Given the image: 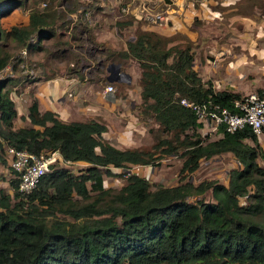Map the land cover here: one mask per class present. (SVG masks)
<instances>
[{"label": "trees", "instance_id": "obj_1", "mask_svg": "<svg viewBox=\"0 0 264 264\" xmlns=\"http://www.w3.org/2000/svg\"><path fill=\"white\" fill-rule=\"evenodd\" d=\"M21 3H0V16ZM53 20L49 11L30 9L26 23L0 26V39L31 46L33 33L38 38L53 33ZM171 38L140 29L124 47L104 53L109 60L134 58L140 67L142 109L169 133L149 148H118L103 137L102 122L60 120L51 110L39 111L35 99L26 117L37 126L13 127L8 92L18 81L15 74L0 78V162L8 144L33 152L57 149L63 160L90 163L77 174L48 166L27 193L17 191L15 177L9 180L12 193L0 191V264H264V167L255 159L262 154L255 132L247 124L230 131L220 123L221 135L202 141L196 131L201 122L179 99H209L238 110L232 100L240 96L214 90L192 66L190 40L183 35L182 41L169 43ZM7 60L0 45V69ZM256 92L264 95V87ZM245 136L252 144L242 141ZM220 151L231 152L240 163L229 169L226 184L207 178L164 185L128 172L124 184L111 188L103 186L101 174L112 172L98 167L156 164L162 154L179 153L184 156L179 172H187L201 156ZM85 180H90L88 187ZM206 190L209 200L203 197Z\"/></svg>", "mask_w": 264, "mask_h": 264}, {"label": "crops", "instance_id": "obj_2", "mask_svg": "<svg viewBox=\"0 0 264 264\" xmlns=\"http://www.w3.org/2000/svg\"><path fill=\"white\" fill-rule=\"evenodd\" d=\"M260 1L262 0H192V2L187 1L181 4V2L172 0L174 6L164 7V11H168L166 14L168 19L165 23L162 21L148 25L142 24V26L163 35H171L180 30L184 32L190 40L192 65L200 78L210 79L214 90L226 89L242 96L264 87V10L262 11L258 4ZM164 2L168 3L169 1ZM246 2H250L247 11L243 9L244 6L246 7ZM216 3L219 7L215 6ZM186 6H190V8ZM173 8L178 11H172ZM179 12H181V16ZM177 15L182 17L187 24L193 18H200L201 26L195 24L194 30L183 29L185 26L181 22L183 28H177L176 17L179 19ZM130 35L120 38L122 40L121 47H124L125 40ZM223 37L224 40H220ZM177 40L179 39L172 38L169 43ZM118 43L119 41H116L114 44ZM218 47H221L222 50H218ZM202 54H205L206 57L215 56L216 58L214 57L212 60L205 58L206 60L202 63ZM117 63L119 70L126 77L124 81L108 80L106 69L104 72L100 71L97 77L91 78L80 77L76 72H72L69 75L55 74L45 78L42 75H35L24 84L19 81L13 88V94H9L15 109V114L11 119L12 126H37L25 117L27 106L32 99H35L39 111L51 110L60 120L67 122L95 119L102 122L106 127L102 133L103 137L118 148L148 143L152 137L149 129L158 123L154 119L151 125L146 124L142 116L140 67L137 61L131 57H123ZM107 81L113 83L112 93H106L103 90L104 83ZM150 113L152 115V112ZM196 131L202 137V141L221 135L218 127L205 121L201 122ZM205 132L208 135L203 139ZM255 135L262 150V154L255 159L258 163L260 161L264 163V128L255 132ZM242 141L252 144V140L246 136L242 138ZM213 154H226L235 164L236 159L229 151ZM56 156L58 159L54 158L48 166H63L72 174L84 171V168L90 164L83 159L67 161L63 160L60 154H56ZM5 158L8 160L7 154ZM126 164L127 167L114 166L111 163L98 165L101 169L108 168L117 174L111 175L102 172L104 186H121L125 183L128 172L144 176L147 180L153 176L150 163ZM238 164L240 166L238 162L236 166ZM5 178L8 181L9 177L5 176ZM222 183L226 184L227 182ZM85 184L89 186L90 180H85ZM8 185L9 182H7ZM0 191H8L9 194L12 192L9 187L5 191ZM70 192L72 196H77L73 190ZM203 194L204 199H211L208 190Z\"/></svg>", "mask_w": 264, "mask_h": 264}, {"label": "rangeland", "instance_id": "obj_3", "mask_svg": "<svg viewBox=\"0 0 264 264\" xmlns=\"http://www.w3.org/2000/svg\"><path fill=\"white\" fill-rule=\"evenodd\" d=\"M4 1L0 0V3H4ZM176 1L181 2V4L187 1L192 2V0ZM258 4L263 11V0ZM165 6H174V3L172 0H169L168 3L164 2V0H22L21 5L12 8L8 13L0 16V26L8 28L11 24L26 23L29 10L37 9L39 11L44 10L53 13V33L41 38H38L33 33L29 38L31 46H20L10 37L5 40L0 39L1 48L8 52L7 63L0 69V78H12L15 74L14 77L17 78L16 81L18 82L12 83L10 85L12 88L8 92L12 95L13 88L19 81L24 84L25 81L31 80L35 75H42L43 78L47 75L55 74L69 75L77 69L85 77H97L100 71H105V64L111 61L104 56L106 48L119 49L121 48L120 44L122 41L120 38L124 35L128 36L131 34L127 39L131 38L136 31L147 29L142 24L159 23L148 16L155 12L166 15L168 11H164ZM215 6L219 7L217 3ZM249 6L250 2H246V7L244 6L243 9L247 11ZM186 7L190 8V6ZM174 9L176 8L171 10L175 11ZM179 14L181 16V12ZM180 16L179 19L176 17L177 28H183L182 23L185 26L183 29L189 28L194 30L195 24L201 26L200 18H193L187 24ZM167 19L166 17L162 23H165ZM116 21H124L127 23L120 26L116 24ZM61 22L62 24H60ZM183 35L186 38L188 37L181 30L169 36L179 39L177 41H182ZM220 40H224V37ZM116 41H119L117 45L114 44ZM218 50H222L221 47H218ZM214 57H206L205 54H202L201 61L204 63L205 58L212 60ZM121 58L123 57H116L113 59V62H117ZM124 78L126 77L123 74L117 77L121 81H124ZM9 83L11 82L6 81V85ZM142 116L145 123L151 125L154 118L150 111L142 109ZM149 130L152 135L151 140L146 144L133 147L149 148L154 139L169 134L161 132L158 129V125L155 127L151 126ZM187 132L190 133V130ZM207 135L208 133L205 132L203 139ZM2 154L5 158L6 153L3 148ZM183 157L179 153L162 154L159 158L155 159L157 161L156 164H151L153 176L148 178V180L152 183H161L164 185H172L185 179L192 183L207 178L227 182L229 169L237 165V162L235 161L234 164L226 154H213L209 157L201 156L198 159L197 166L192 171L179 172ZM258 164L264 167L262 161ZM111 172L113 174H107L117 175L115 171ZM5 176L9 177L8 181H6ZM14 177V172L9 166L8 160L5 158V162H0V190L5 191L7 187L11 188L9 185L7 186V182ZM119 186L105 187L118 188ZM195 196L197 195H190L189 198Z\"/></svg>", "mask_w": 264, "mask_h": 264}, {"label": "built area", "instance_id": "obj_4", "mask_svg": "<svg viewBox=\"0 0 264 264\" xmlns=\"http://www.w3.org/2000/svg\"><path fill=\"white\" fill-rule=\"evenodd\" d=\"M148 17L157 22H164L166 15L155 12ZM103 90L106 93H112L114 87L111 82L107 81ZM179 100L193 109L198 121L208 122L214 127H218L222 123L225 129L231 131L247 124L254 132L264 128V95H258L255 91L232 100L238 110H230L209 99L195 102L181 97ZM3 149L9 157L8 163L17 179L16 189L20 193L29 192L36 185L39 176L47 169L49 163L54 158L58 159L56 154H60L57 149L33 152L8 144H4Z\"/></svg>", "mask_w": 264, "mask_h": 264}, {"label": "water", "instance_id": "obj_5", "mask_svg": "<svg viewBox=\"0 0 264 264\" xmlns=\"http://www.w3.org/2000/svg\"><path fill=\"white\" fill-rule=\"evenodd\" d=\"M105 69L107 71L106 78L108 80L117 79V77L122 74V72L119 70V65L117 62L109 61Z\"/></svg>", "mask_w": 264, "mask_h": 264}]
</instances>
